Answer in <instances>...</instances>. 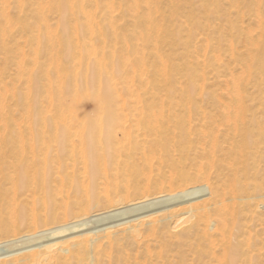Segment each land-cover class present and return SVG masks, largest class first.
<instances>
[{
	"label": "rangeland",
	"instance_id": "374dc122",
	"mask_svg": "<svg viewBox=\"0 0 264 264\" xmlns=\"http://www.w3.org/2000/svg\"><path fill=\"white\" fill-rule=\"evenodd\" d=\"M110 1H115L116 7L118 8L117 5L123 0H117V1L110 0ZM158 2L161 7V11L163 12V15L160 16L161 18L154 15L150 16L148 12H141V11L139 12L140 14L138 13L136 15H132V14L130 15L126 13L122 14L118 11H115L110 16L102 15L101 12H96L95 14H92V16L89 15L90 17L68 16L64 20H68L69 23L67 25H63L60 22L62 18L59 17L57 14H47L46 16H38L35 13L20 14L17 11L13 10L4 17L6 23L7 22L11 23L8 26L9 32L7 36L13 38V40L10 43V49L8 54H5L0 46V190H2L3 192L7 191V195L9 196V194L11 195L12 192H9L8 194V191L13 190L12 188L15 189V185L14 186L12 185L13 187L9 185L10 178L13 179V183H14L16 182V179L19 178L21 174L25 172H27L29 175L34 174L35 171L33 170L36 169L34 168V164L31 165L24 164L19 169H17L14 167L17 164L16 159L19 160L22 159L23 158L22 155H24L25 156L24 158H27L28 160L39 159V158L42 159L44 155V148L45 146H47L45 144L51 142L52 140L51 139L52 135L50 134V132H49V137L47 135L43 141L37 140V133H38L37 120H39L40 117L39 115L33 112V108L35 105L34 103L35 96L37 93L36 90L37 86H38V99L42 100V102L44 103V105L42 104V106L45 107L44 110L47 113L45 111L44 112L46 113L47 117L54 118L56 115L58 116L61 111H63L62 117L63 115H65L64 116L65 121L67 123H70L72 126L77 124L78 128L80 126L81 129H82V125L85 126L90 122H96L98 118L101 117L97 113L96 103L94 104L95 99L93 100L94 95L97 94L98 88L97 89L95 88L92 91L89 89L86 90L87 88L85 87V84L82 83L83 78L84 80L87 79L90 80L92 78L96 80L97 77L91 76V72L89 71L88 74L86 75V71L84 72V70L78 68L79 66L75 67L76 62H77L76 64L79 63V65L83 63L82 64L83 66L84 64L86 65V63L89 62L88 60H90V62L95 60L101 66H103V68L105 69L107 68L110 73L111 72L113 73V74H107L105 75V77L114 75L113 79L116 78L114 79L113 82H117V83H113L112 85L114 86L115 84L116 87L115 101L119 103L118 113H119V117L121 116L120 117L121 119H119L118 117L117 122L119 125L124 127L127 125L128 122V125L126 127L127 130L129 129L128 131L129 133H127L126 127L123 130L125 134L123 138L125 140L127 139L126 137L129 134V138L127 139V141H125L122 138L123 131H120V129L115 130L116 136L120 140V144L122 145V147L120 146V144L118 145L120 147L119 151L123 153V155L121 154L122 157H120V159L122 161L126 160L127 158L126 151L132 153V159L129 160V164L120 163V166L118 165L115 167L111 166L106 168L108 179L98 177L96 181L97 185L95 187V190L97 192L98 191L101 192L102 189V193H104L105 190L115 192L117 188L120 190V188L122 189L123 187L122 186L117 187L116 185L113 184L114 182L122 181L123 176L125 175H131V176L135 175L133 181H135L137 185L136 183L134 184V182H131V188L138 187V189L143 190L147 186L146 189H149V191L144 192L143 195L142 193L139 194L135 193L129 195L128 196L129 200H127L126 198L127 201V204H125L126 206L129 205L130 203L143 201L144 199L147 200L155 196L169 194L171 189H172L171 193H174L179 189L178 184H173L175 186L170 185L171 188L168 185H165L164 187H160V188H158L159 186L157 187L153 186V183L156 181V174L158 173L156 167L160 170L161 174L164 177V179H161L160 181L161 183L164 184L168 182L170 183L171 181H175L178 176L177 175L178 171L181 170L182 172L187 173L189 176L188 178L189 182L188 184H186L187 187H191V186L200 187L198 191L205 189L209 190L208 194L197 193L193 196H190L188 199H191L190 202L193 204L198 203L199 207L208 208L207 211L208 215H206L205 223L204 226L201 227V230L205 231L208 235L211 236L210 245L211 242L212 243L214 242L213 246L215 247V248L211 247L212 245L209 246V242L205 241L202 243H198L196 238H192L191 248L190 247L181 248L182 250H184L187 256L186 264H218V263L220 264L223 261V259H225L223 258L225 252H222L223 241L221 238L222 236H220V232L222 233V235L227 232L229 233V230L231 231L233 229L231 225L232 220H236L237 222L236 231L234 230L235 232L234 235H235V241L238 243V252L245 254V256L243 257L241 256L237 264H264V139H263L264 138V83H263L264 79L263 80L261 79L262 77L260 76L259 73V65L256 62L252 61L248 55L250 47L247 44V40L249 37H251L249 39L255 41V44H258L261 39L264 40V0H212L213 4L207 6V9H204V7L201 6L202 3L201 0H158ZM215 2L217 4H215ZM173 4H175L176 6ZM102 5H104L103 1H101L100 3V6ZM255 6L257 9L255 8ZM256 10L257 12L254 13V11ZM164 13L166 14L164 15ZM259 16L261 17V19H259L260 18ZM166 19L168 20V22L165 21ZM258 19L260 21L259 24L256 21ZM38 20L45 22L41 24L36 23ZM136 22H147L149 25L151 24V26L158 25L164 28V30L161 31V35L164 36V39L161 36L163 41L160 42L158 46V52L159 55L163 58V60L166 61L168 64L167 67L169 69L167 71L166 77L168 78L171 77V79L175 80L174 83H172V85L170 81L167 80L166 81L167 92L163 91V93L162 92L159 93V97H161V100L162 99L163 101L165 99L167 100L163 102V104L166 107L164 113L165 118L168 119L173 117V113L175 111L168 108L169 107L168 104L169 101L172 99H174V101H179L183 97L180 89H182L183 86L184 88H186L184 82L185 78L191 76L193 79L196 78L195 80L199 79V83H202L203 91H201L200 93L196 91L192 95V98L195 100L197 104V109H192L191 111H189L188 112L189 115L187 114V111L186 113L183 114V116L186 117V118L184 117L185 125H186L185 129L186 130L189 129L188 141L190 142V144L183 152V159L179 161L180 163L178 166L180 167L177 169L178 171H175L169 163L170 157L175 158L177 161L180 158L178 149L176 148L171 150L168 149V151L163 154L164 158H166L167 161L162 164H158V160H157L158 154H157V150H154V147L152 145L153 144L152 136L147 135V138H145V140H147L148 143V146L146 144L143 147L146 155H148L146 156V158L144 159L142 158L140 151L137 150L138 148L135 145L136 141L134 140V138L137 136L135 134V131L137 130L134 131V129H136L134 127V123L136 122L135 119L136 118L138 119V115H140V113H137V111L134 112L135 110L134 107L135 104H137L136 107L138 109L139 108L145 109L146 104L149 106L152 105V101H153L152 88L154 84L153 73H154V67L157 65V59L155 56L156 50L154 49V43H153L154 39L153 38L145 39V41L143 42L141 40V37H139L141 36L140 35L141 31L140 29L137 28L135 24ZM6 23H4L3 20H0V26ZM256 24H258V26ZM171 33L175 36L173 42L171 41L170 38L172 36ZM259 33L260 36L258 35ZM71 36L73 37L71 38V40L75 42L74 47L72 48L73 50L71 49V54L73 59V62L71 64L72 67H75L76 69L74 68L70 69L71 67L70 61H72V59L68 60V62L59 59L63 54L62 53L63 47L60 46V43L64 42V38L66 37L70 38ZM205 37L207 39H205ZM44 39L47 40L50 39L48 41L51 43L52 48H49L47 50L38 49L37 43L43 41ZM229 41L231 42L229 43ZM76 42L78 44H76ZM88 43L90 44L88 45ZM229 44H230V49H229ZM76 45L78 46L76 47ZM89 46L91 49L89 48ZM143 46L145 47L144 51L141 50L143 49ZM199 51H201L202 54ZM193 52L197 58L195 57V55H193ZM198 52L200 53V56ZM50 53H51V58H50L51 64L50 61L48 62ZM86 54L90 55L88 59H86L87 57ZM94 56L95 58H93ZM203 60L204 62L202 64ZM61 61H63L64 63H61ZM184 61H188L191 63H197V62L200 63L201 61L200 64L202 65L197 69L195 73H188L181 68L182 67L181 65H183ZM57 65H61V66H57ZM205 65L207 66L205 67ZM113 66L114 68H112ZM247 66L248 69L246 70ZM61 68H63L62 70L64 69L69 70V72L72 71L70 73H74L75 71H76L75 73H79L78 75L79 87L70 93L65 92L62 95L61 102H63V104L60 102L61 99L60 100L58 99V96L56 95L55 92V90L59 88L62 79L59 80L60 82L57 80V82H55L56 85L54 84L55 89L52 88L50 90L47 86V81L42 80L41 77L43 71H46L47 69L48 71L49 70L51 71L50 74L52 78L56 76L60 77ZM112 69L115 70L113 71ZM141 69L143 70V73ZM230 74L233 76L232 79L233 81H235V83L237 79H240L237 80L238 81L237 91H239L243 96V100H244L243 103L245 107L244 116L247 117V120L250 118V116L254 117L255 124L258 123L257 124L258 126L255 124L252 126L250 125V123L246 125L248 128L247 132L250 134L251 137L250 144L254 145V147L253 145L250 146L253 148L251 149L249 148L251 155L246 160V163L249 164L250 166H253L254 169L249 171L248 176L244 177L242 175L239 176V179L242 182L247 183L250 187L255 185L256 190L254 191L252 188L249 189L247 195L250 196L249 199L250 203L249 206L246 205L244 207H242L243 205H241L239 202H236V200L231 197L233 193L231 190H228L230 189L229 184L231 180L234 179L236 176L233 173V171L230 169V167L227 166V163L230 162L227 156L230 153L229 150L232 146L233 141L239 139V138H235L232 134L227 136L230 128L228 125L230 123H227L228 122L227 118L225 119V122H223L225 115L231 112L232 110L233 107L231 104L232 95L236 91L235 90L236 88L233 89L231 88L233 91L229 92L231 90L230 87H232L233 85H234L233 87H236L235 83L233 82L231 83ZM201 75H203V77H201ZM240 76H242V78ZM245 77L247 78L245 79ZM102 78L104 79V77ZM202 78L204 79L203 81L201 80ZM144 80L147 81L145 82ZM41 85H43V88L40 87ZM133 89L136 91H134ZM144 90L146 92H144ZM171 91L173 93H171ZM128 92H130L129 94H132L133 97H131L132 95L128 96ZM87 93L88 95H86ZM230 93H232V95ZM227 95L230 97L229 100ZM47 96L48 98H45ZM49 96L50 99L52 98V101L56 100L55 103L59 101L61 105L57 103L56 106L53 107L51 105L50 100H49L50 103L47 102ZM226 96L227 99L225 98ZM224 98L226 100H224ZM121 99H123L122 100L123 107L122 106L120 107ZM64 102L66 104H64ZM139 103L140 106H138ZM225 105L228 108H226ZM60 106L61 108H63V110H61L60 112L55 111L56 107L59 108ZM51 108L52 111L54 109L53 113L55 114V116L53 113H51L50 111ZM200 109H202V111ZM223 109L225 111H223ZM149 110L150 111L145 112L147 116H151L153 113L152 109ZM57 112L59 114H57ZM133 116L136 118L134 119ZM76 121L81 122L79 123L80 125H78V122ZM82 122L84 124H82ZM122 122H124V124H122ZM77 126H74L73 128V131H75L73 134H75V136L79 135L80 132V128L79 129L76 128ZM168 126L169 124L166 125V127ZM81 131H82L81 134L83 136L84 127ZM211 133H212V137H215V135L217 134L215 139L211 138ZM131 139L133 141H131ZM73 140L74 142H76L75 144H77L76 147L77 150L75 151V156L78 157L77 156L78 154L79 157L80 156L83 157L84 149L82 148V146H80L81 144L78 141V136L74 137ZM128 140H130L132 143L130 144ZM137 140L139 141L140 144L141 138H137ZM77 141L79 142L80 145H78ZM126 142L127 144H125ZM128 143H129V147L127 146ZM210 144L212 145L213 149L211 148ZM209 146H210V150H208ZM214 146H216V149H214ZM79 147H81V149ZM139 148H141V144ZM81 150L82 152H80ZM211 150L213 153H211ZM210 154H213V157H211L212 155ZM147 157H149L150 162L147 159ZM209 157H211L212 161L209 159ZM52 160H55V158H52ZM78 160H81V158ZM78 160L75 163H72L71 161L68 160L65 161L66 166H63L62 170L59 171L58 173V175H60L62 184L56 172H54L53 176H51V178L48 181L49 187L51 189L62 192L65 191L66 189L67 190L66 193L69 195L70 201H73L75 199L78 201L81 200V195L75 194L72 192L71 188L69 189L70 179L71 180L74 179L75 181L80 180L79 182L82 181V183L83 180L86 179L84 182V184L86 183V185L83 184L84 189L87 188L85 186H87L89 184V181H91V176H90L91 174L89 173L90 171L87 168H85L84 170L83 167L85 165ZM208 160H210L209 163L211 164L212 167L210 166V164H208ZM13 163L14 165H12ZM197 164H199L201 168ZM27 165L28 168L25 167ZM149 166L151 168H149ZM69 167L71 169L68 170ZM72 167L74 169H72ZM102 168H104V166ZM208 168H210L211 170ZM65 169L67 170L66 172H64ZM149 171L151 172L149 173ZM195 171H197V173H195ZM70 172H72V175H70ZM114 172H116V174ZM145 174L147 176H145ZM148 174L150 176H148ZM131 176H129V178ZM206 177L208 178V181L207 179L205 180ZM144 178H146L147 182L146 180H144ZM202 180L205 182H202ZM65 182L68 185H66ZM157 182H156L157 184H160L159 181ZM224 184L226 186L228 185V189L224 186ZM167 187H169L170 189H168ZM182 187L184 186H181V188ZM40 189H42V187L38 185L31 186V190L36 191ZM158 189H160V192ZM27 190H30V188H28ZM26 194H29V192L28 193L26 192ZM31 194L32 193H30L29 198H27L25 197L26 195L23 193L22 195H24V197H21L20 199L19 196L22 195L18 194V198H17V200L19 199L18 202L20 201L23 202V204L26 203L27 205L29 199H31L30 198ZM119 196L126 197L124 195H121V193H118V195L113 196V200L119 199ZM4 198L7 200L6 197ZM23 198L24 199L27 198L28 200L25 202ZM222 199H224L229 206V208L225 210V215H224V217H226L227 219L226 228L224 226L221 227L222 224L221 220H219V218L216 216L217 213L212 206L213 203L217 201L220 202ZM186 201L187 200L176 203L174 204L173 207L175 208L176 211L177 210L180 211L183 207V204ZM5 204L6 203L3 202L1 203V206L2 208L4 206V209L6 207ZM165 205L167 204H162L158 206L162 207ZM119 207L120 206H116L115 204L102 202L97 208L91 210L92 213H90L89 219L85 222L83 226L77 227L76 228L77 230L73 229L66 232L67 234L64 233L65 235L60 234L54 237H50L48 235L43 236L42 238H40L41 240L39 239L36 240L35 242L34 241L30 242L28 241V239L25 240L23 239L17 243H14L13 245L8 244L4 248L6 251L8 250V252L12 250L9 253H16L21 251L19 255H17L19 257L18 259L16 258L17 256L13 258L14 259L16 258V260H18L21 264L23 262H24L23 264H27L28 259L25 258V252L30 249H36V247L42 243H45L50 240L58 241L62 238L74 237L79 235L81 236L88 233L89 231H93L95 229H103V227L106 228L110 224L114 225L116 223L118 224L125 221L133 220L140 216H144L153 211H156L157 209H160L159 207L156 208L155 206V210L147 209L146 211L142 210L139 212H134L135 214L134 213L131 214L127 212L122 213V211L117 213H112L114 209H117ZM76 211L77 209L75 210V212ZM2 216L4 217V219L7 218V216L5 215ZM25 220H27V222ZM25 220L23 223L24 227L23 226L21 227L20 233L17 234L15 237L13 235L11 236L9 234L5 235L3 233H0V243L1 244L5 243L11 240L12 238H18L19 236L25 233V229L26 231L27 229L28 231L31 230L28 227L29 219H25ZM26 223H27V227L25 226ZM247 230L249 231L248 233ZM219 237L221 239H219ZM20 242L23 245L25 243L24 247L22 244L20 245ZM201 248L205 249L208 255L209 254L212 255L214 256V258L207 255V256H203L202 259H199L197 257L199 256L197 249H201ZM21 253L24 256V258L23 256H21ZM132 253L135 254L136 250L134 251L132 250ZM13 258L8 260L3 259L1 260L3 263L0 262V264H14V261L16 260L13 261Z\"/></svg>",
	"mask_w": 264,
	"mask_h": 264
},
{
	"label": "bare ground",
	"instance_id": "6f19581e",
	"mask_svg": "<svg viewBox=\"0 0 264 264\" xmlns=\"http://www.w3.org/2000/svg\"><path fill=\"white\" fill-rule=\"evenodd\" d=\"M101 1H103V3H104V5H102V6H100ZM201 1H202L201 6L204 7V9H207V6H209L210 4H213L212 0H201ZM256 2H259V1H256ZM215 4H217V3L215 2ZM173 5H175V4H173ZM117 6H118V8L116 7L115 1H110V0H0V20H3L4 23H6V21L4 20V17L13 10L17 11L20 14L35 13L38 16H46L47 14H57L59 17L62 18V20L60 18V20H61L60 22L63 25H67L69 23L68 20H64L68 16L69 17H74V16L75 17H78V16H82V17L85 16L86 17L89 15L92 16V14H95L96 12H101L102 15H109V16L112 15L115 11H118L122 14L126 13V14H130V15L131 14L136 15L140 11L141 12H148L150 14V16L154 15V16H157L159 18H161L160 16L163 15V12L161 11V7L159 5L158 0H123ZM256 6H255V8H256ZM177 10H179V9H177ZM255 12H257V10L254 11V13ZM166 13H164V15ZM43 19H44V17H43ZM110 19H111V17H110ZM259 19H261V17ZM259 19L256 20L258 22V24L260 22ZM165 21L168 22L167 19ZM44 22L45 21L38 20L36 23L41 24ZM71 22H72V20H71ZM159 23H160V21H159ZM10 24H11L10 22H7L6 24H3L2 26H0V37H1V39H0L1 45L0 46L2 48V51L5 54L9 53L10 43L13 40V38L7 36L8 32H9L8 26ZM135 24H136L137 28L140 29V31H141L140 32L141 36H139V37H141V40L143 42L145 41V39H149V38L154 39L153 43H154V49L156 50L155 56L157 59V65L154 67V73H153V75H154L153 83L154 84H153V88H152V95H153L152 105L149 106L146 104L145 109L141 108L142 109L141 110L139 108L140 109L139 110L136 107L137 104H135V107H134L135 110L133 109L134 112L137 111V113H140V115H138V119L133 116L134 119L135 118L137 119V120L135 119L136 122L134 123V127L136 128V129H134V131L137 130V131H135V134L137 135L135 137L136 139L134 138V140L136 141L135 145L138 148L137 150L140 151L142 158L143 159L146 158V156H148V155H146L143 147L146 144L148 146V143H147V140H145V138H147V135L152 136L153 137V144L152 145L154 147V150H157V154H158V158H157L158 164H162V163L167 161L166 158H164L163 154L165 152H167L168 149H170V150L175 149V148L178 149L179 156H180L178 161L175 158H171V157L169 160L171 167L175 171H178L177 169L180 167V166H178L180 163L179 161L183 159V152L187 148V146L190 144V142L188 141L189 140L188 139V134H189L188 130L189 129L188 130L185 129V126H186L185 120H184L185 116H183V114L186 113V111L188 114V112L191 111L192 109H197V104H196L195 100L192 98V95L196 91L199 93L201 91H203L202 83H199V79L195 80L196 78L193 79L191 76H188L187 78H185L184 82H185L186 88H184V86H183L182 89H180L183 97L179 101H174V99L169 101V104H168L169 107L168 108L174 110L175 112L173 113L172 118H168V119L165 118L164 113H165L166 107L163 104V102H165L167 100L166 99L164 101H163V99L161 100V97H159V93L160 92L163 93V91L167 92V88H166V81L167 80L170 81L171 85H172V83H174L175 80L171 79V77H169V78L166 77L167 71L169 69L167 67L168 64L166 61L163 60V58L159 55V52H158V46H159L160 42H162L164 39V36L161 35V31L164 30V28H162L161 26H158V25L151 26V24L149 25L147 22H136ZM185 24H186V22H185ZM258 24H256V25L258 26ZM165 28H166V26H165ZM171 35L172 36L170 38H171V41L173 42L175 39L174 38L175 36L172 33H171ZM258 35L260 36V33ZM72 36L70 38H67V37L64 38V42L60 43V46L63 47L62 48L63 54H62L61 58H59V59H62L65 62L66 61L68 62V60L72 59L71 49L74 47V43H75L73 40H71V38H73ZM161 36L163 37V39ZM74 38H75V36H74ZM249 38H251V37H249ZM249 38L247 40V44L250 47L248 55L252 61L256 62L259 65V73H260V76L262 77L261 79L263 80L264 79V40L261 39L258 44H255V41L252 39H249ZM205 39H207V38L205 37ZM48 40H50V39H48ZM48 40L44 39L43 41L38 42L37 43L38 49L47 50L49 48H52L51 43ZM206 41H205V43H206ZM202 42H204V41H202ZM230 42L231 41H229V43ZM76 44H78V43L76 42ZM89 44L90 43H88V45ZM81 45H82V43H81ZM91 45H92V42H91ZM94 45H95V43H94ZM77 46L78 45H76V47ZM56 47H57V45H56ZM89 48H90V46H89ZM229 49H230V44H229ZM141 50L144 51L145 47L143 46V49H141ZM199 52L201 53V51H199ZM229 52H230V50H229ZM200 53H199V56H200ZM75 55H76V52H75ZM86 55H87L86 59H88L90 55L89 54H86ZM91 55H92V53H91ZM193 55H195L194 52H193ZM45 56H47V55H45ZM195 57H196V55H195ZM249 57H248V60H249ZM50 58H51V53L49 55V60L47 59L48 62L50 61ZM93 58H95V56ZM63 61H61V63H64ZM79 61H80V58H79ZM88 61L89 62L86 63V65L84 64L83 66H82L83 63L79 65V63L76 64L77 63L76 62L75 67L79 66L78 68H81V70H84V72L86 71V75L88 74V71H89V72H91V76L97 77L96 80L94 78H92L90 80H88V79L84 80V78H83L82 83L85 84V87L87 88L86 90L89 89L92 91L95 88L96 89L98 88L97 94L94 95L93 100L95 99L94 104L96 103L97 113L101 117L98 118V116H99L98 115L97 116L98 120L96 122H90V123L86 124L85 126L82 125V124H84L82 122V124H81L82 129L84 127L83 136L81 134L82 129L79 126L80 137H79V135H77V133H76V135L78 136V141L81 144L80 145L79 142L77 141L78 145L82 146V148L84 149L83 150L84 155L82 154L83 157H81V156L79 157L78 154H77V156L79 158L75 156V151L77 150L76 149L77 144H75L76 142H74L73 138L77 137V136H75V134H73L75 132V131H73V128H74V126H77V124L72 126L70 123H67L65 121V117H64L65 115H63V117H64V119H63V117H62L63 111H61V110H63V108H61V106L59 108L56 107L57 110L55 109V111H59V112L61 111L60 114L57 112V114H59L60 116L59 115L55 116V114L53 113L54 109L52 111V108H51L50 111H51V113L54 114V116L56 118L53 115L52 116L55 119L47 117V115H46L47 112L44 110L45 107L42 106V104L44 105V103L42 102V100L38 99V86L36 87L37 93L35 96V101H34L35 105L33 108V112L36 113L37 115H39V117H40V119L37 120V123H38L37 140L43 141L47 135L49 137V132L52 135V138H51L52 140H51V142L45 144L47 146H45V148H44V155H43L42 159L39 158V159L28 160L27 158H24L25 157L24 155H22V157H23L22 159H20V160L16 159L17 164L14 167L17 169H19L24 164L25 165L26 164H30V165L34 164V168H36L35 170H33V171H35L34 174L29 175L27 172H25V173L21 174V176L19 178H17L16 182H14V183H13V179L10 178V184L9 185H11V187H13L15 185V189L12 188L13 190L8 191V194H9V192H12L11 195L9 194V196L7 195V191L3 192L2 190H0V233H3L5 235L9 234L11 236L13 235L15 237L17 234L20 233L21 227L23 226L25 219H29L28 220V222H29L28 227H29V229H31L29 231L27 229V231H26V229H25L27 227V223H26V225H25L26 227L24 228L25 229L24 234H22L18 238H12L11 240H9L5 243H2V244L0 243V262H2L1 260H3V259L4 260L11 259V258L19 255V253L21 252L20 251V252H16V253H9L12 250H10L9 252H8V250L6 251L4 248L6 245H8V244L13 245L14 243H17L23 239L24 240L28 239V241H30V242L31 241L35 242L36 240H39L43 236L48 235L50 237H54V236H58L60 234H64L70 230L76 229L77 227H81L89 219V217H90L89 215H90V213H92L91 212L92 209L97 208L102 202H108L110 204H115L116 206H120L119 208L114 209L113 211L111 210L112 213H117V212L122 211V213L127 212V213H131V214L134 212L142 211V210L146 211L147 209L155 210V206L157 208V207H159L158 205H162V204H167V205L159 207L160 209H157L156 211H153L147 215L140 216V217L135 218L133 220L125 221L122 223H118V224L116 223L114 225L110 224L111 226L110 225L107 227L105 226L106 228L103 227V229H95V230L89 231L88 233L81 235V236L79 235V236H74V237L62 238L58 241L50 240V241H47L45 243H42V244L38 245L36 247V249H30V250H27L25 252V258L28 259L27 264H186V261H187L186 257L187 256H186L184 250H182L181 248H184V247H190L191 248V245H192L191 239L192 238H196L198 243H202L205 241L209 242V246L212 245L211 247H214L213 246L214 242L213 243L211 242V245H210L211 236L208 235L205 231L201 230V227L204 226L206 215H208L207 214L208 208L207 207H199L198 203L193 204L190 202L191 199H188L190 196H193L197 193L198 194L199 193H201V194L207 193L208 194L209 190L208 189L199 190L200 191L199 192L198 189L200 187H194V186L187 187L186 184H188V182H189V180H188L189 176L187 173H184L181 170L178 171V174H177L178 176H177V179L175 181H171L170 183L168 182L166 184L161 183L160 181H161V179H164V177L157 167H156V170L158 173L156 174V181L153 183V186H156V187L159 186L158 188H160V187H164L165 185H168V186L171 185L172 186L173 184H178L179 189L176 192L171 193V190H172L171 189L169 194H165V195H161V196H155L151 199H147V200L144 199L143 201H139V202L135 201L136 203H130L129 205L125 206V204H127L126 198H127V200H129L128 199L129 195L135 194V193H138V194L142 193V195H143L144 192L149 191V189H146L147 186L143 190L138 189V187L137 188H134V187L131 188V182H134V184L136 183L135 181H133L135 175H133V176L125 175V176H123L122 181L114 182L113 184L116 185L117 187H119V186L123 187L122 189L120 188V190L117 188L115 192L105 190V192L102 193V189H101V192H99V191L97 192L95 190V187L97 185L96 181H97L98 177L108 179V175L106 173V168L111 167V166L112 167L113 166L115 167L118 165L120 166V163L121 164H123V163L129 164V160L132 159V153L126 151L127 152L126 153V157H127L126 160L122 161L120 159V157H122L121 154L123 155V153H121L119 151L120 147L118 145L120 144V140L117 138L115 130L120 129V131H123L125 129V127L128 125V122H127V125L125 127L119 125L117 122L118 117H119V113H118V108H119L118 104L119 103H117V101H115V89H116L115 84H114V86L112 85L113 83H117V82H113L114 79H116V78L113 79L114 75L113 76L108 75L109 77H107V76L105 77V75L113 74V73L112 72L110 73L107 68L106 69L103 68V66H101L95 60H93L92 62H90V60H88ZM72 62H73V59H72V61H70V64ZM203 62H204V60L202 61V64H203ZM200 63H201V61H200ZM200 63L199 62L191 63L188 61H184L183 65H181L182 66L181 68L184 69L188 73H195L197 71V69L202 65ZM241 63H242V61H241ZM50 64H51V61H50ZM58 64H59V62H58ZM170 65H171V63H170ZM57 66H61V65H57ZM124 66H125V64H124ZM206 66L207 65H205V67ZM75 67H72V64H71L70 69L71 68L76 69ZM209 67H210V65H209ZM112 68H114V66ZM62 69L63 68L60 69V73H61L60 77L56 76V77L52 78L51 74H50L51 71L50 70L48 71V69L46 71H43V73L41 75L42 80L47 81V86L50 90L52 88L55 89L54 88L55 82H57V80L59 81L60 79H62V81H61L62 83L59 81L60 82L59 88H57V86H56L57 91L55 90L56 95L58 96V99L59 100L61 99L60 102L62 101V95L65 92L70 93L79 87V84H78L79 73H75L76 71L74 73H70L72 71L69 72V70H65V69L62 70ZM123 69H125V68H123ZM142 69H143V67H142ZM142 69H141V71L143 73ZM247 69H248V66H247L246 70ZM176 71H177V69H176ZM247 72H249V71H247ZM138 75H139V73H138ZM247 75H248V73H247ZM101 76L104 77V79ZM62 77L64 78V81H63ZM201 77H203V75H201ZM232 77L233 76L231 75V78H230L231 83L232 82L235 83V81H233ZM240 77L242 78V76H240ZM140 78H141V75H140ZM246 78L247 77H245V79ZM201 80L203 81L204 79L202 78ZM201 80H200V82H201ZM237 80H240V79H237ZM237 80L235 83L236 87H233L234 85L232 87L229 86L230 89L236 88L235 89L236 91L233 95H232V93H230L232 95V102L231 101L230 102H231L233 107H232L231 112L226 114L224 117V120H223V122H225V119L227 118L228 119L227 123H230L228 125L230 128H229V132H228L227 136L232 134L235 138H239V139L233 141L232 146L229 150L230 153L227 156L230 160V162L227 163V166L230 167V169L233 171V173L235 174L236 177L231 180V182L229 184L230 189H228V185L226 186L224 184V186L228 190L232 191L234 197H233V195L231 197L233 199H235L236 202H239L241 205H243L242 207H244L246 205L249 206V203H250V200H249L250 196L247 195L249 189L252 188L254 191L256 190L255 185L250 187L247 183L242 182L239 179V176L243 175L244 177H246V176H248L249 171L254 169L253 166H250L249 164L246 163V160L251 155V152L249 150L254 147L253 144H252L253 147H250V146H252L250 144L251 137H250V134L247 132L248 128L246 125L250 123V125L253 126L255 124V121H254V117L250 116V118L247 120V117L244 116V113H245L244 112L245 107H244V103H243L244 100H243V96L241 95V93L239 91H237L238 90V87H237L238 81ZM178 81H179V79H178ZM263 83H264V81H263ZM57 84H59V83H57ZM178 86H180V85H178ZM40 87L43 88V85H41ZM232 89L229 92L233 91ZM198 90H200V91H198ZM134 91H136V90H134ZM144 92H146V91L144 90ZM129 93L130 92H128V96L132 95ZM171 93H173V92L171 91ZM86 95H88V93ZM227 96L225 97L226 99H227ZM131 97H133V95ZM45 98H48V96ZM225 98H224V100H226ZM119 99H120V96H119ZM217 99H218V97H217ZM229 99H230V97L228 96V100ZM49 100H50L51 105L53 107H55L57 103L59 105H61L59 103V101H57V103H55V101H56L55 99H54L55 101H52V98L50 99V96H49V99L47 102H49ZM122 100L123 99H121L120 107L121 106L123 107ZM221 102H222V100H221ZM61 103L63 104V102H61ZM64 104H66V103L64 102ZM222 104H223V102H222ZM138 106H140V103ZM49 107H50V105H49ZM225 107H226V105H225ZM226 108H228V107H226ZM58 109H60V110H58ZM149 109L153 110V113L151 116H147L145 113L146 111H150ZM176 110H178V111H176ZM200 110L202 111V109H200ZM223 111H225V110L223 109ZM225 113H227V112H225ZM199 114H200V112H199ZM201 116H202V113H201ZM120 117H119V119H121ZM122 117H123V114H122ZM92 120H94V119H92ZM246 120H247V122H246ZM81 121H84V120H81ZM76 122H78V125H80L79 123H81L79 121H76ZM124 122H122V124H124ZM187 123H189V122H187ZM167 124H169L168 127H166ZM257 124L258 123H256L255 125H257ZM225 127H226V125H225ZM76 128H78V126ZM126 130H127V127H126ZM128 131H129V129L127 130V133H129ZM214 133H213V136H214ZM203 134H205V133H203ZM124 135L125 134L123 131L122 132V138L124 137ZM216 135H215V137H216ZM126 136H127V134H126ZM215 137H212V133H211V138L215 139ZM126 138L127 139L129 138V134ZM137 138H141V142H140L141 148H139L140 144H139V141L137 140ZM127 139L126 140L124 139V140L127 141ZM204 140H205V138H204ZM131 141H133V140L131 139ZM131 141L128 140V142L130 144L132 143ZM44 143H45V141H44ZM44 143H42V144H44ZM129 143L127 145L128 147H129ZM210 143H211V141H210ZM212 143H213V140H212ZM125 144H127V142ZM120 146L122 147L121 144H120ZM79 148L81 149V147H79ZM211 148L213 149L212 145H211ZM201 149H203V148H201ZM201 149H200V151H201ZM214 149H216V146H214ZM127 150H128V148H127ZM208 150H210V146H209ZM80 152H82V150ZM211 153H213L212 150H211ZM210 155H212L211 157H213V154H210ZM211 157H209V159L212 161ZM52 158H55V160H52ZM77 158L78 159L81 158V160H78ZM147 159L149 160V157H147ZM66 160L71 161L72 163L77 162V160L81 161L85 165L83 167V169L85 170V168H87L90 171L89 173L91 174L90 175L91 181H89V184L87 186H85V187H87L85 189H84V185H86V183L84 184V182L86 179L85 180L81 179V180H83V183H82V181L79 182L80 181L79 179H78L79 181H77V180L75 181L74 179L71 180L69 177V179L71 180V181L69 180V185H70L69 189L71 188L73 193L81 195L80 201H78L76 199L73 201H70L69 195L66 193V191H67L66 189H65V191L62 192V191H57V190L51 189L49 187L48 181L51 178V176H53L54 172L57 173V176H59V180L61 182V178H60V175H58V173H59V171L62 170L63 166H66L65 165ZM210 160H208V164H210L209 163ZM149 162H150V160H149ZM12 165H14V163ZM197 165H199V164H197ZM103 166H104V168H102ZM210 166H211V164H210ZM25 167L28 168V165ZM70 167H71V165H70ZM70 167L68 168V170L71 169ZM199 167L201 168L200 165H199ZM208 167H209V165H208ZM149 168H151V167L149 166ZM72 169H74V168L72 167ZM208 169H210V168H208ZM66 171L67 170L65 169L64 172H66ZM150 172L151 171H149V173ZM208 172H209V170H208ZM56 173H55V175H56ZM114 173L116 174V172H114ZM195 173H197V171H195ZM70 175H72V172H70ZM172 175H173V172H172ZM129 176H131L130 178H132V179H130ZM145 176H147V175L145 174ZM148 176H150V175L148 174ZM168 176H169V174H168ZM206 176H207V174H206ZM87 178H88V176H87ZM206 179L208 181L207 177L205 178V180ZM144 180H146V178H144ZM157 181H159L160 184H157L158 183ZM146 182H147V180H146ZM202 182H205V181L202 180ZM61 184H62V182H61ZM65 184H66V182H65ZM32 185H35V186L38 185V186L42 187V189L36 190V191L31 190ZM63 185H64V183H63ZM66 185H68V184H66ZM136 185H137V183H136ZM54 186H55V184H54ZM153 186H150V187H153ZM171 186H170V188H171ZM173 186H175V185H173ZM181 186H184V187L181 188ZM28 188H30V190H27ZM167 188L170 189L169 187H167ZM158 190L160 192V189H158ZM26 192L27 193L29 192V194H26ZM222 192H223V190H222ZM23 193L26 195L25 197H27V198H29L30 193H32L31 197H30L31 199H29L27 205H26V203L23 204V202H20V201L18 202V200L21 197H24V195H22ZM118 193H121V195H124L126 197L119 196V199L113 200V196L118 195ZM18 194H21L22 196H19V199L17 200ZM4 197H6L7 200ZM27 198H25V199L23 198L25 202L28 200ZM71 198H73V197H71ZM140 200H142V199H140ZM185 200H187V201L183 204L182 209L180 211L179 210L176 211L175 208L173 207L174 204L179 203V202H183ZM2 202L6 203L5 209H4V206H3V208L1 206ZM231 205H232V203H231ZM233 205H234V203H233ZM212 206H213V209L217 213L216 216L219 218V220H221V223H222L221 227L224 226L226 228L227 219H226V217H224V215H225V210L227 208H229L228 204L226 203V201L224 199H222L220 202L217 201V202L213 203ZM152 208H154V209H152ZM76 209H77V211L75 212ZM100 211H102V210H100ZM108 212H110V211H108ZM98 214H96V215H98ZM2 215L7 216V218L4 219V217ZM25 221L27 222V220H25ZM97 225H98V223H97ZM231 225H232L233 229L230 231L229 230L230 228H229L228 229L229 233L227 232V233H224L222 235V233L219 231L220 236H222L221 238L223 241L222 252H225V255L223 257L225 259H223V261H222L223 263L221 262L220 264H237V262L241 258V256L242 257L245 256V254L238 252V243L235 241L234 230L236 231V225H237L236 220H232ZM233 225H234V227H233ZM248 232L249 231L247 230V233ZM248 236H249V234H248ZM221 238L219 237V239H221ZM42 241H43V239H42ZM21 244L22 243L20 242V245ZM2 245H4V246H2ZM24 245H25V243H24ZM24 245H23V247H24ZM132 250L133 251L136 250V253L133 254ZM139 250H141V251H139ZM197 252L199 254V256H197V257L199 259H202L203 256L208 255L207 251H205V249H203V248L197 249ZM21 256H23L22 253H21ZM208 256H211L212 258H214V256H212L210 254ZM16 258L18 259L19 257L17 256ZM16 258L15 259L13 258V261L16 260ZM23 258H24V256H23ZM14 264H21V263L18 260H16V261H14Z\"/></svg>",
	"mask_w": 264,
	"mask_h": 264
}]
</instances>
